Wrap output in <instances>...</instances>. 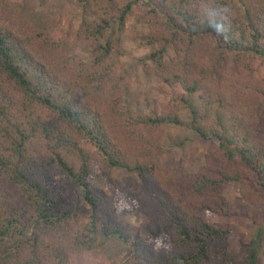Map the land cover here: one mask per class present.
Returning <instances> with one entry per match:
<instances>
[{
    "label": "trees",
    "instance_id": "obj_1",
    "mask_svg": "<svg viewBox=\"0 0 264 264\" xmlns=\"http://www.w3.org/2000/svg\"><path fill=\"white\" fill-rule=\"evenodd\" d=\"M88 1L104 14L76 33L91 61L69 52L60 31L24 20L22 0H0V264H256L253 253L237 263L232 226L207 215H229L222 194L242 178L237 157L264 193V0ZM223 6L231 12L217 32L205 10ZM139 8L168 100L163 111L129 108V77L108 62L125 53L120 39H105L108 28ZM198 101L190 128L221 162L189 173L162 137L167 126H184L179 106ZM114 169L135 173L140 191L94 192L92 179ZM62 184L81 187L104 218L105 241L117 236L130 246L126 259L96 255L105 241L64 206ZM125 212L147 219L146 238L119 221Z\"/></svg>",
    "mask_w": 264,
    "mask_h": 264
},
{
    "label": "rangeland",
    "instance_id": "obj_2",
    "mask_svg": "<svg viewBox=\"0 0 264 264\" xmlns=\"http://www.w3.org/2000/svg\"><path fill=\"white\" fill-rule=\"evenodd\" d=\"M21 17L33 27L43 29L50 27L60 31L65 36L67 50L73 55L82 57L85 61L92 60V49L89 45L78 44L76 33L83 21H96L104 14L92 1L88 0H22ZM143 8L131 12L124 25L115 20L106 33V40L120 39L125 50L123 55L113 53L109 63L116 64L119 69L126 71L131 88L124 95L125 103L137 113H147L152 108L163 111L168 100L163 96L164 84L155 73V64L149 60V54L154 49L146 42L149 33L147 25L137 19V13ZM168 55L173 57L172 48ZM80 91L74 90L72 98L77 100ZM162 102V107L157 104ZM200 102L193 104L192 109L180 105L177 114L184 122V126L169 125L163 134V144L172 151L174 157L181 160L183 167L189 173L203 171L208 163L219 166L220 158L213 156L208 144L201 140L190 128L193 113H200ZM164 108V109H163ZM264 139V133L259 135ZM234 166L242 175L237 182L228 186L222 196L229 203L230 213L227 217L208 214L207 218L221 225H230L233 233L229 239L230 255L237 263H242L254 254L256 264H264V193L257 186L256 175L239 160H234ZM59 178L55 177L57 182ZM139 192L141 183L138 176L124 169H114L108 176H97L91 181V188L100 195L110 196L116 188ZM63 194V203L66 208L77 210L82 215V224L94 226L96 240L105 241L101 232L104 222L103 216L93 212L83 198L81 187L74 185H60ZM95 215V220L92 216ZM119 221L136 238H146L147 219L139 213H121ZM130 246L122 242L119 237L106 239L95 252L96 255L114 262L120 256L128 257Z\"/></svg>",
    "mask_w": 264,
    "mask_h": 264
},
{
    "label": "clouds",
    "instance_id": "obj_3",
    "mask_svg": "<svg viewBox=\"0 0 264 264\" xmlns=\"http://www.w3.org/2000/svg\"><path fill=\"white\" fill-rule=\"evenodd\" d=\"M231 9L228 6L214 7L206 9L205 14L211 27L217 32L225 31V19L230 14Z\"/></svg>",
    "mask_w": 264,
    "mask_h": 264
}]
</instances>
